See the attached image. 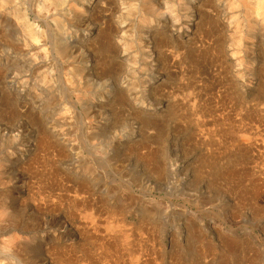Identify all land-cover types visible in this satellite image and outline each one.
I'll list each match as a JSON object with an SVG mask.
<instances>
[{"label":"rangeland","instance_id":"374dc122","mask_svg":"<svg viewBox=\"0 0 264 264\" xmlns=\"http://www.w3.org/2000/svg\"><path fill=\"white\" fill-rule=\"evenodd\" d=\"M145 1L0 0V264H264V22ZM78 27L93 45L66 60Z\"/></svg>","mask_w":264,"mask_h":264},{"label":"bare ground","instance_id":"6f19581e","mask_svg":"<svg viewBox=\"0 0 264 264\" xmlns=\"http://www.w3.org/2000/svg\"><path fill=\"white\" fill-rule=\"evenodd\" d=\"M160 0H147L145 2L142 3V5H139V9H141L143 11V13L146 16H151L153 17L154 14L156 13V11L158 10V8H154L155 6L160 5ZM174 1V0H173ZM96 2H98V0H95V4ZM120 2V1H119ZM139 2V1H138ZM166 2V1H165ZM244 8L237 10L238 14H237V18L236 17H232L229 15V17H232L233 23L235 24L236 28L240 25V26H246L247 29L251 26H258L260 23L262 24V22H264V0H245L244 1ZM137 4V3H136ZM193 4V3H192ZM131 5V4H130ZM138 5V4H137ZM250 5L254 6V8H252ZM99 6V5H98ZM222 8L225 9L226 12L228 11H232L234 9H237L238 5L232 4L229 0H224L221 3ZM8 8V7H7ZM101 8V7H100ZM194 8V7H193ZM192 8V9H193ZM99 9V8H98ZM106 9V8H104ZM120 9V7H119ZM1 10V9H0ZM87 10V7H86ZM101 10V9H100ZM103 10V9H102ZM140 10V11H141ZM97 11V10H96ZM110 11V10H109ZM211 11V10H210ZM194 12V11H193ZM97 14V12H95ZM128 13V12H127ZM137 13V11H136ZM154 13V14H153ZM206 13V12H205ZM204 13V16H205ZM208 13V12H207ZM211 13V12H210ZM208 14L207 17H209V20H211L213 15ZM28 14V13H27ZM118 14V13H117ZM222 14V13H221ZM9 15V13H8ZM116 15V14H115ZM228 15V13H226V16ZM234 16V15H233ZM158 17V16H157ZM191 17V16H190ZM37 18V17H36ZM108 18V16H105L104 21H106V19ZM122 18H126L125 15L122 16ZM199 20V25L200 24H206V18L203 16H198L197 17ZM219 18V17H218ZM257 18H259V20H257ZM42 19V18H40ZM71 19V20H70ZM75 19V20H74ZM79 20V21H78ZM88 21V19L84 18V15L82 13H78L75 12L72 17L69 18L68 20V24H74L75 26L79 27L84 25L86 22ZM221 21V20H220ZM173 22V21H172ZM189 25L187 27V29L189 30V26H193L194 29H197V23H191V19H189ZM77 23V24H76ZM150 23V22H149ZM175 23V22H173ZM157 24V23H156ZM89 25V24H88ZM171 25V24H170ZM232 25V24H231ZM48 26V25H47ZM129 26H130V22L129 20H123L120 24H108L107 26H105L104 28H96L95 32H96V37L100 36L101 39L103 38L104 40H108L110 35L114 32H122V34H127V32H129ZM160 26V25H159ZM19 27V26H18ZM79 27L74 31V33L69 37V39L63 44V46H60L57 48V52L60 55H63L65 57H67L66 60H68L70 57L76 58V59H83V49L88 45L90 47V45L92 44V40H87L88 38H86L84 36V34L81 32V30L79 29ZM87 27V25L85 26V28ZM134 27V26H133ZM174 27V26H173ZM204 27V26H203ZM51 28V27H50ZM219 28V27H218ZM87 31H89L90 29H86ZM134 30V29H133ZM242 30V29H241ZM52 32V31H51ZM146 32V31H145ZM208 32V31H207ZM243 32V31H242ZM41 33V32H40ZM92 33V32H91ZM136 33V32H135ZM235 33V32H234ZM240 33V31H239ZM11 34V33H10ZM15 34V33H14ZM134 34V33H133ZM236 34V33H235ZM241 34V33H240ZM47 35V34H45ZM86 35V34H85ZM145 35V34H144ZM147 35V34H146ZM250 35V33H249ZM179 36V35H178ZM199 36V35H198ZM47 37V36H46ZM95 37V38H96ZM99 38V37H98ZM240 38V37H239ZM52 39V37H51ZM206 39V38H205ZM260 39V38H259ZM49 40V39H48ZM95 40V39H94ZM118 40V39H117ZM179 40V39H178ZM262 40V39H261ZM91 41V42H90ZM198 41V42H197ZM52 42V40H51ZM108 42V41H107ZM132 42V41H131ZM134 42V41H133ZM189 42V53H190V59L194 60V57L196 56V52L200 53V57H203V55L206 53L208 50V48H205L206 46H203V41L202 40H198V37H196V35L194 33H192V36L190 37V40H188ZM261 42V41H260ZM97 43V42H95ZM106 43V42H105ZM196 43L200 44V47H197ZM46 44V42H45ZM205 44V43H204ZM261 44V43H260ZM106 45L108 46V43H106ZM106 45L104 44V46L101 44L99 47H96L97 51H104V47H106ZM149 45V44H148ZM192 45V46H191ZM243 45V44H242ZM50 47V46H49ZM48 47V48H49ZM94 47V46H93ZM123 47V46H122ZM109 48V47H108ZM183 48V47H182ZM251 48L253 49V43H251ZM51 49V47H50ZM53 50V49H52ZM123 50V49H121ZM125 50V49H124ZM90 51V50H89ZM111 51V50H110ZM52 52V51H50ZM106 52V51H105ZM255 52V51H253ZM168 54V53H167ZM181 54V53H180ZM195 54V56H194ZM235 54V53H234ZM254 54V53H253ZM86 56V55H85ZM55 57V56H54ZM102 57V56H101ZM56 58V57H55ZM256 58H257V54H256ZM200 59V58H199ZM31 60V59H30ZM57 60V59H55ZM32 61V60H31ZM79 61V60H78ZM93 61V60H92ZM202 61V60H201ZM254 61V60H253ZM43 62V61H42ZM4 63V62H3ZM100 63V62H99ZM58 65V63H57ZM65 65V64H64ZM60 66V65H58ZM57 66V67H58ZM208 66V65H207ZM195 67V66H194ZM36 68V67H34ZM56 69V68H55ZM60 69V68H59ZM255 70V68H254ZM58 71V70H57ZM111 70L109 69V66L102 61L99 64V67H97V70H92V68H88L85 65L78 68L77 69V75L79 76L80 79H85L89 80V82L91 83L94 82L95 84H100V80H102L103 78L109 79L111 78V74H110ZM62 73V72H60ZM208 73V72H207ZM250 74V73H249ZM220 75V73H219ZM239 76V74H238ZM258 76V75H257ZM241 77V76H239ZM121 80V79H120ZM211 80V78H210ZM214 80V79H213ZM87 82V81H86ZM112 82L114 83V85H118L116 78H112ZM193 82V81H192ZM63 83V82H62ZM93 83V84H94ZM15 85V84H14ZM61 85V84H60ZM190 85V84H189ZM198 87V86H197ZM167 88V87H166ZM66 89V88H65ZM127 89V88H126ZM165 89V88H164ZM211 89V87H210ZM264 89V88H263ZM215 91V90H214ZM66 92V91H65ZM61 93V92H60ZM69 93V92H68ZM215 93V92H214ZM132 94V93H131ZM35 95V94H34ZM136 95V94H135ZM204 96V95H203ZM66 97V96H65ZM214 99V98H213ZM69 100V99H68ZM74 101V100H73ZM68 102V101H66ZM69 104V103H67ZM71 104V103H70ZM115 104V103H114ZM74 105V104H73ZM103 106V104H98L95 106H92L91 110L89 111L90 114H93V116H98V113L100 112V109ZM122 108V107H121ZM80 113V112H79ZM8 114V113H7ZM81 114V113H80ZM101 116V115H100ZM80 117V116H79ZM98 120V119H97ZM83 121V120H82ZM82 124V123H81ZM150 125V124H149ZM81 127V125H80ZM156 128V127H155ZM156 131V130H155ZM157 132V131H156ZM109 133V132H108ZM111 135V134H110ZM155 136V135H154ZM154 138V137H153ZM84 146V145H82ZM81 147V146H80ZM86 146H84L85 148ZM89 148V147H88ZM89 150V149H88ZM92 154V152H91Z\"/></svg>","mask_w":264,"mask_h":264}]
</instances>
